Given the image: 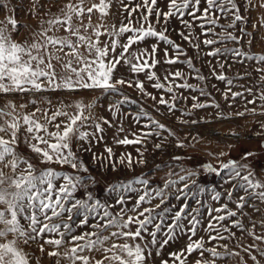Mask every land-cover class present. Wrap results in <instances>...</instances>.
<instances>
[{"label": "snow or ice", "instance_id": "6c2138e0", "mask_svg": "<svg viewBox=\"0 0 264 264\" xmlns=\"http://www.w3.org/2000/svg\"><path fill=\"white\" fill-rule=\"evenodd\" d=\"M29 2L39 22L25 34L11 0H0V13L7 10L0 19V264H41L45 257L50 264H264V168L254 166L252 152L221 160L218 168L207 165L204 171L221 177L219 188L205 187L195 170L182 167L169 171L161 187L145 176L118 178L103 201L90 190L98 181L80 155L90 152L93 163L111 172L147 163L146 147L137 149L138 159L128 153L114 160L108 146L106 156L93 151L106 127L127 115L121 107L136 103L125 86L173 114L182 96L176 89L196 94L182 116L220 108L214 100H200L212 97L203 83L189 82L208 77L185 44L215 60L207 61L208 75L225 83L226 101L242 98L247 113L264 116V54L254 57L228 47V42L241 43L233 29L244 31L237 23L246 20L242 11L264 9V0ZM230 57L259 62L256 84L233 90L234 79L225 75ZM177 64L186 65L188 74L177 69L158 75L157 65ZM141 74L169 98L148 92ZM101 97L107 99L110 117L99 114ZM132 118L137 124L146 119L148 130L132 133L134 139L114 138V143L146 145L155 137L159 150L175 136L143 106ZM259 126L258 134L264 135V121ZM118 132H124L122 125ZM176 147L185 145L177 140ZM33 244L40 256L29 251Z\"/></svg>", "mask_w": 264, "mask_h": 264}, {"label": "rangeland", "instance_id": "374dc122", "mask_svg": "<svg viewBox=\"0 0 264 264\" xmlns=\"http://www.w3.org/2000/svg\"><path fill=\"white\" fill-rule=\"evenodd\" d=\"M255 3L256 0H253ZM12 6L15 8V17L20 21V26L25 30V34H28L32 29L38 25V18H34L29 9L31 7L29 0H11ZM55 11V9H53ZM7 14V10L4 13H0V19H3ZM246 17L245 21L237 22L238 27L243 29V32H238L233 29V32L241 37L240 45H234L233 42H228V47H239L241 51L252 54L254 57L264 54V9L252 8L249 11L243 12ZM178 31V29H177ZM59 35V33H57ZM175 35V34H173ZM203 38V37H202ZM249 41L251 43L249 44ZM148 43H155L154 40L148 41ZM161 47L163 45L161 44ZM185 50L189 56H194V64L201 70V73L207 76V80L200 82L197 80H190V83L200 84L203 83L206 87V91L212 93V97H200L201 101L214 100L219 103L220 108L207 107L200 110H192L190 116H182V112L185 109H190L191 104L194 102L191 99V95L195 93H189L183 89H176L177 93H182L181 98L177 101V108L175 113L167 112L165 106L155 105V102L148 97H144L135 87H124L123 91L128 95L130 100H135V104H125L121 107L122 113L127 115H119L114 121V126L111 128L106 127L104 133V140L94 145L93 151L107 155L105 153V147H111L115 153L114 160H118L122 154L130 153L134 158L138 159L139 154L137 149L144 151V158L147 163L143 166L137 165L133 170L123 169L118 172H111L107 168L100 167L99 162L93 163L91 161L90 152H82L80 155L84 158L90 172L96 177L98 184L94 185V193L97 198L102 201L109 197L107 188L112 182H115L118 178L124 180L133 179L139 176H145L150 180V184L153 187H161L169 171L179 172L180 169L188 168L195 170L199 175L198 179L203 182V185L209 189L219 188L222 183L221 177L216 176L214 173H207L205 168L208 164H212L214 167H219L222 161L227 162L229 159H238L242 154L252 152L253 156L250 159L256 168H264V135H259L261 132L260 122L264 121V116L252 115L245 110V103L242 98H237L235 101L223 98V92L226 90L224 82L214 79L209 76V69L211 65L207 63L208 60H213L211 57H207L203 54H197L191 46L185 44ZM183 59V58H182ZM237 61H243L237 62ZM215 63V60H213ZM231 66L225 75L229 79H234L236 87L234 91L243 89L241 85L253 86L258 80V75L255 72V67L260 66L256 60H247L246 57H230L227 61ZM219 68V65H217ZM184 71L188 74V69L184 64L177 65H157V71L159 76H164L167 71L174 70ZM122 74H126L129 77L134 78L133 74L127 73L126 69L120 70ZM251 73L250 76H245L243 80L238 79L239 76H244L245 73ZM140 79L145 83L146 90L155 95H164L166 99L169 98V94L157 92L152 87V81L144 79L141 74ZM181 81H177L180 83ZM215 85V89L212 87ZM183 97H188L184 99ZM109 97L108 99H110ZM251 98V97H249ZM102 107L99 109V114L105 117H110L111 114L107 109V99L101 97ZM229 104L232 106L229 107ZM140 106L146 108L155 119L165 123L172 131L175 132V136L168 137L164 147L162 149H155L154 143H159V139L152 137L149 138L146 145L133 144V145H118L114 143V138H122L128 135L130 139L135 137L132 133H142L148 129L143 128V125L148 123L146 119H142L140 124L135 123L133 115L139 111ZM249 108L253 107L248 105ZM258 107V105H257ZM159 109L157 111L156 109ZM222 112L224 117L220 118L217 113ZM236 112H245L244 116L235 115ZM197 120L195 124L181 123L180 120ZM123 126L124 132H118L120 126ZM234 134V135H233ZM162 136H167V133H162ZM195 137V139H193ZM177 140L182 141L185 145L184 148L176 147ZM25 151H27L25 149ZM224 152L225 155L220 160L214 158L215 154ZM213 154V155H210ZM180 156V160H174L172 157ZM160 164V169L156 168V165ZM167 165H174V168H169ZM59 167V166H53ZM70 171V170H69ZM79 195V193H78ZM175 202V201H173ZM178 203V202H177ZM258 216V214H257ZM174 247L178 245H173ZM36 250V256H40L36 245L33 244V248L29 251ZM41 264H50L49 260L45 257L41 259Z\"/></svg>", "mask_w": 264, "mask_h": 264}]
</instances>
